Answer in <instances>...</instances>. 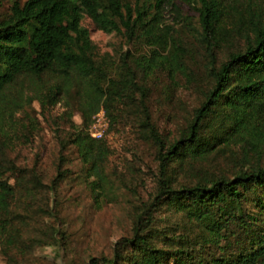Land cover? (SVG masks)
Wrapping results in <instances>:
<instances>
[{
    "label": "rangeland",
    "instance_id": "1",
    "mask_svg": "<svg viewBox=\"0 0 264 264\" xmlns=\"http://www.w3.org/2000/svg\"><path fill=\"white\" fill-rule=\"evenodd\" d=\"M13 1L25 0H0V20L9 14ZM120 1L130 5L133 17L136 7L150 6L147 19L156 17V34L163 40L152 43L141 29L130 36L122 25L119 32H105L83 15L81 24L89 32L98 63L110 78L134 82L116 97L112 118L103 109L102 137L91 135L95 113L86 124L79 110V100H85L89 91L85 81L63 83L52 100L47 97L53 81L46 76L39 80L21 74L3 90L0 165L8 168L3 180L10 187L4 213L10 220L6 232L10 257L2 254L0 245V264H88L92 257L114 258L116 252L121 256L117 264H134L138 251L130 245L121 248L119 242L134 236L140 218V234L166 251L178 248L182 237L196 242L208 236L202 225L165 197L156 198L162 178L159 147L149 135L153 126L168 146L187 128L212 84L207 70L212 57L199 34V2ZM220 1L228 5V27L240 15L245 29L250 14L264 20V0ZM242 44L238 34L223 39L214 49L216 63ZM216 121L208 120L211 126ZM259 122L264 125V118ZM80 130L103 139L108 147L97 172L70 141ZM253 139L257 140L239 132L228 145L217 146L203 158H174L165 170L169 186L177 190L220 176L234 177L241 168L255 165L254 143L263 146L264 165V137ZM263 202L264 192L257 188L241 204L253 216L260 236ZM250 237L246 232L227 233L218 246L209 247L210 256L235 259L241 248L250 249Z\"/></svg>",
    "mask_w": 264,
    "mask_h": 264
},
{
    "label": "trees",
    "instance_id": "2",
    "mask_svg": "<svg viewBox=\"0 0 264 264\" xmlns=\"http://www.w3.org/2000/svg\"><path fill=\"white\" fill-rule=\"evenodd\" d=\"M198 2L199 34L212 57L207 67L212 84L201 105L194 110L187 128L168 146L153 126L149 135L159 147L157 158L162 178L156 198L165 197L177 209L184 211L189 220L202 225L208 236L196 242L182 237L178 248L166 251L155 247L147 236L140 234V218L134 236L119 242L121 248L130 245L138 251L133 258L134 264H163L167 259L171 260V264L264 262V236H260L254 228L253 216L241 206L248 193L257 188L264 192L263 146L254 143L255 165L249 169L241 168L232 178L220 176L208 183L197 182L176 190L169 186L165 175L168 163L174 158H203L217 146L228 145L239 132L253 135L257 140L264 137V125L259 122L264 118V20L250 14L249 27L245 29L242 27L244 17L240 15L228 27L227 4L220 0ZM149 7H136L133 17L130 5L122 4L120 0H25L22 4L13 1L9 14L0 20V100L4 99L6 86L15 82L21 74L39 80L43 76L49 77L53 85L49 88L48 100H52L63 83L73 80L79 85L85 81L89 91L85 100H79L83 122H90L100 108L112 118L110 108L116 97L134 82L108 76L95 59L94 45L81 19L86 14L96 28L105 32H119L122 25L132 36L141 29L145 36L152 39V43L158 44L163 37L156 34V17L147 19ZM235 34L242 37L243 44L228 51L225 58L216 63L215 47ZM222 35H225L223 39L220 38ZM161 58L165 60L167 56ZM211 117L217 118L215 126L208 122ZM70 141L77 146L90 170L97 172L98 164L108 153L105 141L94 139L81 130ZM7 170L0 165V245L2 254L10 257V240L6 236L10 220L4 216L10 194V187L3 180ZM235 232L251 234L250 249L242 251L241 248L235 259L210 256V246H218L227 233ZM116 253L114 258L92 257L88 264H117L121 256Z\"/></svg>",
    "mask_w": 264,
    "mask_h": 264
},
{
    "label": "built area",
    "instance_id": "3",
    "mask_svg": "<svg viewBox=\"0 0 264 264\" xmlns=\"http://www.w3.org/2000/svg\"><path fill=\"white\" fill-rule=\"evenodd\" d=\"M104 117V111L103 109H99L93 117L94 122L92 124V132L91 135L94 138H100L103 135V126H102V121Z\"/></svg>",
    "mask_w": 264,
    "mask_h": 264
}]
</instances>
